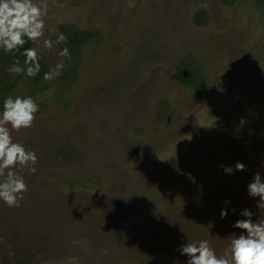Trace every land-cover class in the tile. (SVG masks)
Wrapping results in <instances>:
<instances>
[{"label": "rangeland", "instance_id": "rangeland-1", "mask_svg": "<svg viewBox=\"0 0 264 264\" xmlns=\"http://www.w3.org/2000/svg\"><path fill=\"white\" fill-rule=\"evenodd\" d=\"M4 79L0 264H264V0H0Z\"/></svg>", "mask_w": 264, "mask_h": 264}, {"label": "trees", "instance_id": "trees-1", "mask_svg": "<svg viewBox=\"0 0 264 264\" xmlns=\"http://www.w3.org/2000/svg\"><path fill=\"white\" fill-rule=\"evenodd\" d=\"M3 34H5V36H8V41L11 42L18 49L19 60L25 63L27 65V68H37L41 64L42 59L36 52L35 45L28 37L24 36L23 34ZM3 34L2 36L4 37ZM70 37L71 36H69V38ZM86 38V34L77 35L70 38L67 46L68 51L72 55H76L81 45L85 43ZM3 81L0 80V113L17 114L22 110V103L18 100L11 101L7 99L6 94L4 92L7 89L5 79Z\"/></svg>", "mask_w": 264, "mask_h": 264}, {"label": "flooded vegetation", "instance_id": "flooded-vegetation-1", "mask_svg": "<svg viewBox=\"0 0 264 264\" xmlns=\"http://www.w3.org/2000/svg\"><path fill=\"white\" fill-rule=\"evenodd\" d=\"M222 126H227L228 125V122L227 121H225V124H223V123H220ZM222 126H220V127H222ZM222 129V128H221ZM228 133V132H227Z\"/></svg>", "mask_w": 264, "mask_h": 264}]
</instances>
